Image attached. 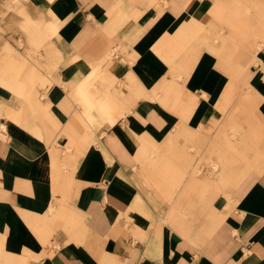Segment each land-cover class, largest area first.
Segmentation results:
<instances>
[{
  "label": "crops",
  "instance_id": "1",
  "mask_svg": "<svg viewBox=\"0 0 264 264\" xmlns=\"http://www.w3.org/2000/svg\"><path fill=\"white\" fill-rule=\"evenodd\" d=\"M219 1L228 5L216 9ZM240 2L21 0L14 7L24 32L16 53L26 63L17 79L32 73L34 83L14 88L0 79V264L4 255L9 264H264V167L242 172L233 161L232 183L211 197L215 174L205 165L238 157L210 151L231 138L233 122L223 119L232 109L222 107L232 85L231 103L245 104L238 123L258 131L264 154V40L257 23L239 21ZM231 15L239 22H227ZM245 79L253 100L238 93ZM202 109L205 122H193ZM144 130L162 146L172 133L170 150L205 143L198 158L208 176H194L190 147L189 173L172 202L196 217L189 234L160 220L170 204L154 193L161 171L138 161Z\"/></svg>",
  "mask_w": 264,
  "mask_h": 264
},
{
  "label": "bare ground",
  "instance_id": "2",
  "mask_svg": "<svg viewBox=\"0 0 264 264\" xmlns=\"http://www.w3.org/2000/svg\"><path fill=\"white\" fill-rule=\"evenodd\" d=\"M20 1L21 0H6V5H8L10 7H15ZM226 5H228L226 2L219 1L218 3H216V9H218L221 6H226ZM236 6H239V7H241L243 9L242 10V13L243 14L240 15L241 18L238 16L239 21H241L242 24L245 23V22L257 23V26L259 28V34H260L259 36H261V38L264 40V0H241V2L239 4H237ZM251 8L254 9V10H256V12H255V13H257L256 15L255 14L252 15L250 13ZM229 17H230V19H228L227 22H229L232 25L233 24H236L235 22H237V18H233V15H231ZM38 21H41V20H38ZM35 22L37 23V21H35ZM16 24H18V23H16ZM37 25L38 24H36V28H37ZM22 27L26 29V24L23 23V22H22ZM34 30H35V27H34ZM241 34H242L241 35L242 40H246V39H249V37L251 35V31L249 29H247V30L243 31ZM208 35H209V33H208ZM112 40H113V38H112ZM223 40H225V38ZM223 42H224L223 44L226 43V41H223ZM204 43H207V42H204ZM220 46H222V45H220ZM218 48H220V47L218 46ZM206 50H207V48H206ZM219 50H222V49H219ZM234 50H235V48L233 49V51ZM187 55L188 54H186V56ZM191 57H192V55H191ZM186 59H187V57H186ZM230 59H232V57ZM184 60H185V58H184ZM178 61H180V60H178ZM25 65H26L25 61L21 57H18V55H17V53L15 51V48L12 45H10L8 42H6V43L4 42V43L1 44V46H0V79L2 80V82H5L8 85H11L14 88L17 86V82H18V87H22L23 84H25L27 82L30 83L31 85H33L34 81L32 79H30V76L32 75V73H28V79L25 78V81L24 80L21 81V80L17 79V76H19L25 70V67H26ZM120 67H122V66L120 65ZM11 68L13 69V71H15V73H14L15 74V77H13V78H9L10 74L8 72H9V70ZM221 68H223V67L221 66ZM185 73H188V71H186ZM185 73H183V74H185ZM6 76H8L7 79H5ZM238 90H239L238 93L247 92L248 94H250L252 96L251 98L253 100V94H254V92H253L252 88L249 87V79L241 80V85H240V88ZM114 93H115V91H114ZM235 93H236V91L234 90V87L232 85L231 89L228 91V94L226 96V103L222 107V109L224 108V110H225L226 108H229L231 106V109H232L230 113L229 112L226 113V111H225L224 119L222 118L223 120L231 119L230 121L233 122V123H230V125L228 126L230 128V130L232 131V133L230 135L231 138L225 139L222 142L219 141L220 143L219 142L218 143H214L213 146L211 147V150L210 151L211 152L215 151L214 153H216V155L218 153H220V152L223 155L225 151H231V152H233L232 154L237 155L239 158L237 157L236 159H233V158H231V159L230 158L229 159H219V160L211 161L208 164L205 163V165H208V166L211 167V169L209 168L208 171L211 174H215L214 175V183H215V185H214V190H212L211 193H210V196L211 197H215L216 194L219 193L217 190H215L216 188L223 187L224 185L226 186L230 182L232 183L233 175H232V172L231 171H233V166H234V163L235 162H236V165L234 167L239 168L240 171H242V172H246V171H248L250 169H253V168L262 169L264 167V154L261 152V147H260V145L258 143V141H259V138H258L259 133H258V131H254V130L248 129L246 127H240V125L238 123L237 118L239 116L238 115H235V114H236V111L238 110V107H239L238 105L241 104V103H239V102L237 104L231 103V99H232V97H233V95ZM36 95H37V92H36ZM189 98H191V97H189ZM113 101H115V100H113ZM106 102H108V101H106ZM118 103H119V101H118ZM163 104L165 106L169 107V108H172L174 106V105H171L170 103L166 102V99H163ZM102 105H104V104H102ZM106 105H108V104H106ZM241 105L243 107V105H245V104L242 103ZM109 107H108V109L111 111V109H110L111 107L110 108ZM244 108H246V107H244ZM101 109H104V108H101ZM112 109H116V107L115 108H112ZM109 110L107 111V114H109ZM43 111H44V109H43ZM104 111H106V109H104ZM113 111L114 112H112V113H115L116 112L115 110H113ZM245 112H249V111H245ZM104 114H106V113L104 112ZM115 114L117 115V113H115ZM250 114H251V112L248 113V115H246L247 118H249V120L246 121V122H256L253 119L255 117L252 116V115H250ZM106 115H104V116H106ZM206 115H205V109H202L198 113V115H197V117H196V119L194 121L197 120V122H205V116ZM109 117H107V118H109ZM114 118H117V117H114ZM206 122H208V121H206ZM210 122H212L213 124H215L214 127H217V126H219L218 125V122H220V121L217 118H212V119H210ZM0 126L1 127H4V125H2V124ZM205 129H206L207 132H209L212 129V127L205 128ZM184 132L187 133V134H191V135L194 134L195 135V133L193 131L192 132L191 131L190 132L184 131ZM165 134L167 136V140H169V142H167V143L174 144V140H171V139H173V136L174 135L172 133H170L169 131H167ZM139 135L141 136L142 141H141V143L139 144V147H138V150H140V153H139L140 157H139L138 161H142V162L144 161V162H146L147 165L152 170H156V171H159L160 170L161 171V173H160L161 178H160V184H159V188H160L161 192H154V193L159 198L161 197V201L166 200V202L168 201V204H170L169 207L167 208V210L165 211L164 216L161 217L160 220L162 221V223L163 222H168V223L170 222L171 225H172V227L175 228V230L180 231L181 234H189L190 233V230H192V225L195 223L196 217L194 215H191L190 213H187V214H181V213H179V211L175 208L176 206L174 207V205L172 204V202H173V199L175 198V192H177L178 189H180L181 186L185 183L186 177L188 176V173H189L188 170H189L191 164H189L190 163V159H189V153L188 152L190 151V147H193V148H195V149L198 150L199 149L198 148L199 146L193 145V146H189L187 148L184 145L182 146L181 144H177V146H179V147L174 148V150L173 149L170 150L169 144L168 145L165 144V145L162 146L161 144L155 143L153 141V137L151 136L152 135L151 132L148 131V130L141 131L139 133ZM177 135H180V132H178ZM226 138H227V136H226ZM175 144H176V142H175ZM175 150L178 151V153H176ZM209 154H211V153H209ZM212 155L214 156L215 154H211V155H209V157L212 156ZM186 156H188V157L186 158ZM207 161H208L207 158H205V162H207ZM233 161H235V162H233ZM230 165H232V166H230ZM219 166L222 167V168H221L219 174L216 175V173L218 172ZM228 166H230L231 168H229L227 170V167ZM54 182H55V180H54ZM181 190H183V189H181ZM225 193H228V192H225ZM181 197H179V198H181ZM195 201H196V199H195ZM176 202H177V200H176ZM209 212L210 211H208V213ZM212 217H213V215H212ZM206 226H207V224H206ZM217 226H218V223L217 224H213V225L210 226V228L208 230H207V227H206L205 228V233H208L209 230L210 231H213L214 229H216ZM196 242H197V240H196ZM9 257H5V255H4V258H5L4 259V263L5 264H9V262H10Z\"/></svg>",
  "mask_w": 264,
  "mask_h": 264
},
{
  "label": "rangeland",
  "instance_id": "3",
  "mask_svg": "<svg viewBox=\"0 0 264 264\" xmlns=\"http://www.w3.org/2000/svg\"><path fill=\"white\" fill-rule=\"evenodd\" d=\"M4 9V10H3ZM13 9L14 7H10L6 5V0H0V46L2 43L8 42L10 45L14 46L15 51L16 48H20L24 45V32L21 30V28L18 26L17 21L13 18ZM7 17V18H6ZM5 18V19H4ZM19 34H21V37H18ZM175 113L180 112V106H177V108H173ZM250 112L242 111L240 112V115L242 117H245ZM194 122H197L194 121ZM193 129L196 131V128L193 127ZM199 149H195V156H194V167L192 168V172L194 176H208L207 174L209 172H206L205 165L202 164V159L198 158L201 156L200 150L203 149L205 151V143L200 144L198 147ZM208 161L205 162L208 164L211 160L207 159ZM165 209L163 208V211ZM196 225V224H195ZM198 225V224H197Z\"/></svg>",
  "mask_w": 264,
  "mask_h": 264
}]
</instances>
